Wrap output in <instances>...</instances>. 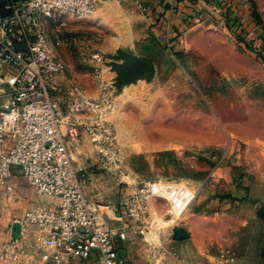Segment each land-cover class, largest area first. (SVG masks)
Returning <instances> with one entry per match:
<instances>
[{
	"label": "rangeland",
	"instance_id": "obj_1",
	"mask_svg": "<svg viewBox=\"0 0 264 264\" xmlns=\"http://www.w3.org/2000/svg\"><path fill=\"white\" fill-rule=\"evenodd\" d=\"M232 3L240 21L200 8L170 36L137 0L67 17L57 49L64 70L50 83L62 105L95 102L83 114L94 131L84 130L73 160L90 199L122 207L120 227L143 242L164 208L140 200L143 182L196 193L176 225L188 235L180 264H264V0ZM119 51L151 61L154 77L119 86Z\"/></svg>",
	"mask_w": 264,
	"mask_h": 264
},
{
	"label": "built area",
	"instance_id": "obj_2",
	"mask_svg": "<svg viewBox=\"0 0 264 264\" xmlns=\"http://www.w3.org/2000/svg\"><path fill=\"white\" fill-rule=\"evenodd\" d=\"M105 1L12 0L6 6L12 14L0 13V80L5 69L14 70L8 78L11 98L0 108V187L11 192L8 182L18 170L37 195L58 202L55 208L36 204L27 210L17 221L18 235L0 248V264H62L86 261L94 254L100 264H128L119 252L124 235L105 221L122 207L91 200L72 158V146L82 142L84 130L94 131L95 122H88L83 114L93 112L95 102L75 98L62 105L53 98L50 85L64 70L57 49L67 25L65 18L87 19ZM171 1L174 7L189 3L194 9L203 6L214 13L224 8L233 19L239 16L233 0ZM94 59L102 63L98 55ZM101 73L99 65L97 74ZM65 118L66 134L62 131ZM7 138L12 145L4 152ZM139 195L145 202L164 203L141 231L146 251L157 264L196 193L179 183L149 181L141 184ZM34 231L40 232L41 249L29 243Z\"/></svg>",
	"mask_w": 264,
	"mask_h": 264
},
{
	"label": "crops",
	"instance_id": "obj_3",
	"mask_svg": "<svg viewBox=\"0 0 264 264\" xmlns=\"http://www.w3.org/2000/svg\"><path fill=\"white\" fill-rule=\"evenodd\" d=\"M140 2L142 7H145L146 14L148 15V20H153L157 25L166 32L167 36L171 33L177 31V28L184 24L185 18L189 15L195 16L194 11L198 12V9L204 8L199 6L198 9L189 3H179L177 6L172 5L171 0H137ZM0 36H3L0 31ZM4 78L0 80V108L10 100L11 93L8 85V78L14 74V70L5 69ZM67 118L63 121L62 131L66 134L67 131ZM85 135L83 132V139ZM11 140L7 138L5 146L3 148L4 152H7L11 147ZM80 144H75L72 146V158L77 154ZM75 164V162H74ZM76 167V165H75ZM77 169V167H76ZM13 190L8 192L4 187H0V248L6 243L11 237L17 236L19 232V227L17 221L21 220L27 210L36 204H44L51 208L57 206V200L53 198L42 197L36 194L34 189L29 185V183L21 176L18 170H15L13 176L8 182ZM87 194V193H86ZM92 200V199H91ZM95 201V200H94ZM117 215L109 214V218H105V221L117 227L121 233L124 235V239L119 243V252L122 260L128 264H154V261L145 251V245L135 234H133L129 229L120 227L118 225ZM40 232L34 231L29 238V243L36 244L41 249L40 242L38 238L40 237ZM185 242L174 241L173 239H168L163 248V253L165 254L166 260H161L157 264H180L179 258H183V252L185 249ZM62 264H100L98 254H94L90 259L86 261L72 260L69 262H64ZM207 264V263H199Z\"/></svg>",
	"mask_w": 264,
	"mask_h": 264
},
{
	"label": "water",
	"instance_id": "obj_4",
	"mask_svg": "<svg viewBox=\"0 0 264 264\" xmlns=\"http://www.w3.org/2000/svg\"><path fill=\"white\" fill-rule=\"evenodd\" d=\"M8 5H12V0H0V13L2 16L12 14L13 11L11 9H6ZM116 59L124 61L121 65L113 66V70L118 74L117 82L119 86L140 77L153 78L156 73L155 65L151 61L132 53L119 51ZM172 239L181 242L187 240L188 235L182 228L174 227L172 230Z\"/></svg>",
	"mask_w": 264,
	"mask_h": 264
},
{
	"label": "trees",
	"instance_id": "obj_5",
	"mask_svg": "<svg viewBox=\"0 0 264 264\" xmlns=\"http://www.w3.org/2000/svg\"><path fill=\"white\" fill-rule=\"evenodd\" d=\"M222 15H224V16L226 17V14H225L224 12H222ZM227 18H228V16H227ZM240 18H241V15L238 16V17H236V18H234L233 21H234V22H236V21L238 22V21H240ZM225 19H226V18H225ZM226 21L229 23V19H227ZM234 22H233V23H234Z\"/></svg>",
	"mask_w": 264,
	"mask_h": 264
}]
</instances>
